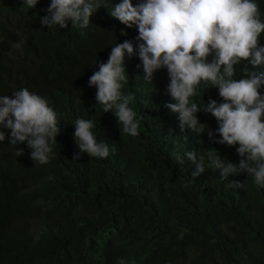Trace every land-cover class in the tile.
I'll return each mask as SVG.
<instances>
[{
	"label": "trees",
	"instance_id": "obj_1",
	"mask_svg": "<svg viewBox=\"0 0 264 264\" xmlns=\"http://www.w3.org/2000/svg\"><path fill=\"white\" fill-rule=\"evenodd\" d=\"M120 2L108 0V9L101 7L81 29L71 22L42 26L51 0H38L33 9L23 0H0V96L23 88L39 94L61 127L44 165L30 158L27 142L0 141V264H117L120 257L128 264H264V187L246 173L224 180L208 168L212 149L238 164L239 145L218 143V122L203 111L197 116L212 138L181 131L179 114L166 107L175 103L166 92V69L146 82L138 55L125 59L129 78L122 91L135 97L129 106L140 122L138 136L123 133L114 113L97 104L89 78L98 61L107 62L117 43H137V29L109 15ZM255 2L264 22V0ZM252 71L242 62L235 78ZM211 99L223 102L218 88L198 89L192 98L201 107ZM81 118L93 122L109 157L75 159L73 133ZM3 131L10 137V129ZM189 151L205 157L199 176L192 175ZM232 180L243 186L229 187Z\"/></svg>",
	"mask_w": 264,
	"mask_h": 264
},
{
	"label": "clouds",
	"instance_id": "obj_2",
	"mask_svg": "<svg viewBox=\"0 0 264 264\" xmlns=\"http://www.w3.org/2000/svg\"><path fill=\"white\" fill-rule=\"evenodd\" d=\"M37 3L38 0H23L29 9ZM107 3L108 0H51L41 24L68 28L71 22L74 27L86 29L101 7L108 9ZM108 12L126 28L135 27L138 36L136 44L125 40L112 47L107 62L98 61L99 70L89 78V86L97 89L96 101L102 111L114 113L123 133L139 135L140 122L129 106L135 97L122 91L129 78L125 59L138 55L146 82H152L158 70H167L166 92L175 103L166 107L179 114L181 131H207L212 138L208 125L198 119L197 113L203 111L218 122L216 132L222 137L218 143L239 145L238 164L226 161L212 149L207 151L208 168L220 170L224 180L246 173L264 187V45L260 43L264 22L255 0H140L135 5L133 0H121ZM122 34L127 35V31ZM21 44L22 41L14 47L20 48ZM242 62L253 71L236 79V66ZM210 87L218 88L222 103L211 99L201 107L192 100L198 89ZM93 127L91 120L75 121L73 135L79 148L75 159L83 153L109 157V145L97 141ZM5 128L11 130L10 137L3 131ZM60 132L57 114L46 98L27 88L12 96H0V141L10 139L12 145L27 142L35 163H49L51 145ZM17 154L24 155V150L17 149ZM185 155L195 165L193 177L205 172L203 155L196 151ZM228 186L240 188L243 183L232 180ZM117 264L128 261L120 257Z\"/></svg>",
	"mask_w": 264,
	"mask_h": 264
}]
</instances>
